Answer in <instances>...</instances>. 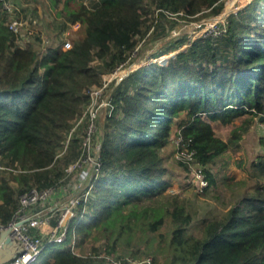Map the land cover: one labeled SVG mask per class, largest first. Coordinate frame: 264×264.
Returning <instances> with one entry per match:
<instances>
[{
  "label": "trees",
  "instance_id": "1",
  "mask_svg": "<svg viewBox=\"0 0 264 264\" xmlns=\"http://www.w3.org/2000/svg\"><path fill=\"white\" fill-rule=\"evenodd\" d=\"M63 1L62 13L79 22L80 34L69 39L67 49L61 48L62 41L53 45L54 37L44 51L39 33L24 35L21 25L16 31L8 27L0 1V163L7 166L0 169L2 224L10 220L21 191L58 182L62 175L54 163L58 144L88 102L89 91L100 84V73L112 70L134 48L135 35L151 20L150 4L187 15L202 12L186 15L200 19L218 14L224 3L72 0L76 5L69 6V0ZM57 2L49 0L51 5ZM31 11L37 13L35 7ZM183 41L178 37L175 45ZM169 50L166 45L154 55ZM112 82L107 92L112 109L100 124L101 165L90 177L95 191L78 203L71 218L80 241L93 227L98 229L96 237L107 240L83 255L65 245L70 231L65 242L45 245L41 253L47 246H58L50 248L39 264H106L98 257L102 250L146 256L150 253L140 251L139 245L147 237L152 242L156 235L151 262L142 264H154L161 253L162 264H264V186L252 185L237 205L228 204L217 216L203 220L200 234L193 235L187 228L192 220L187 196L166 191L170 181L164 177L161 154L174 143L172 138H179L176 149L194 150L207 190L215 184L208 165L226 151L229 141L217 136L201 114L222 123L243 116L231 129V140L236 141L249 125L262 121L264 0H251L231 12L225 31L197 37L164 61ZM260 141L264 147V137ZM253 166L257 174L264 171V160L260 157ZM164 225L167 234L159 231ZM130 242L135 243L132 250L126 248Z\"/></svg>",
  "mask_w": 264,
  "mask_h": 264
},
{
  "label": "rangeland",
  "instance_id": "2",
  "mask_svg": "<svg viewBox=\"0 0 264 264\" xmlns=\"http://www.w3.org/2000/svg\"><path fill=\"white\" fill-rule=\"evenodd\" d=\"M223 1V7L218 14H206L200 18L202 19L201 21H204V23L201 25V28H193L194 30H198L196 34L190 32L191 24L189 25V30H186V28L183 30L184 27H182L181 23L174 25L173 21L169 22L171 19L165 20V18L162 17H154L153 9L156 6L155 4H150L148 16L151 20L147 25L142 27L139 40L134 48V50L137 49L136 54L133 56V60L136 63L132 66L130 72L141 66L148 68L152 62H159L154 58V54L166 45L170 48V50L167 51L165 55L160 56L159 59H162L165 56L167 58L171 54L185 48L193 40H195L196 38L194 37L201 32H211L215 36L219 34L220 31H225L227 27L226 17L231 12L244 7L251 0H245L243 3L241 2L244 0ZM63 4V0H58L56 5H51L49 0H17V2L14 1L13 3L15 6L13 13L22 22L20 30H23L22 32L24 35L32 32L39 33L43 43L42 51H44L46 45L51 42L54 37L55 38L53 39L52 44L57 45L62 41L61 48L63 49V44L66 40L80 34L78 31L79 22H71V20L66 18L62 13ZM68 5L75 6L76 4H74L72 0H69ZM32 7L36 8L37 13L31 11ZM203 11L206 13L208 9H204ZM200 13L202 14V12ZM153 18L156 20L154 25H152L154 22ZM184 32L185 34L188 33V35L186 34L188 38L181 44L175 45L178 37L175 38L174 36L177 34H184ZM131 53L132 51L127 53V56ZM166 58L161 61H164ZM93 63H96V60H94ZM110 85L103 95L107 98V103L109 101L107 92ZM111 109L112 107L109 103L108 105L100 108L97 130L98 139L100 138V134L102 132L100 124L103 118L110 113ZM201 116L205 120L210 121L217 136L229 141L226 151L217 155L208 165L209 172L215 178V184L209 186L207 190H205L201 184L199 186L196 185L197 180L193 176L195 172L193 168H196V165L191 162L192 159L188 161L177 157L175 141L177 142L179 138H172L174 143L167 144L161 151L166 171L164 177L170 181V184L166 187V191L179 192L181 197L187 196L185 202L187 204V208L192 214V220L187 228L188 232L193 235L200 234L203 228V220L217 216L221 211L227 208L228 204L237 205L238 203L236 201L241 197L242 193L248 189L250 190L252 185L255 186L256 184H260V186H264V171L257 174L256 169L253 166V163L256 162V160H260V157L264 160V147L260 141V138L264 137V118L260 122H253L249 125L247 130L241 133V137L236 141L231 140V129L233 126L242 122L243 116L234 118L232 121L227 123L211 121L205 113H202ZM175 128L176 127L174 125L173 130ZM72 148L66 154L67 156L65 157L64 162L75 156ZM178 160L183 161L186 165L184 166L178 162ZM86 179L87 178H83L81 180L83 183H81L79 187H76L75 190L69 191L67 193L68 197L77 192V190H82L87 183ZM63 182H65V179L62 175L60 183L64 185V188L66 187V190H68L69 188H67V185ZM94 191L95 187L92 185L88 198L92 196ZM89 231L90 235L83 241L74 237V239H76L75 246L73 247V251L75 253L87 255L91 252V248L93 246L101 247L107 240L104 236L96 237V233L98 231L96 227L91 228ZM159 231L167 234L168 228L164 225L161 226ZM112 237L113 234H111L110 238ZM157 238L158 236L156 235V239L152 242L148 237L145 240H142L139 245L140 251H148L150 254L146 256L151 257V254H153L152 250L158 243ZM70 244L71 240L65 243V245L69 247ZM57 246L58 245L47 246L35 264L40 263L42 257L49 251L50 248H56ZM134 246L135 243L130 242L126 245V248L128 250H132L135 248ZM120 252L121 250L117 249L112 253H108L103 250L100 253L104 256L120 255L122 257H145V254L137 255L126 253L125 255H121ZM162 256V253L158 255L154 264H162Z\"/></svg>",
  "mask_w": 264,
  "mask_h": 264
},
{
  "label": "built area",
  "instance_id": "3",
  "mask_svg": "<svg viewBox=\"0 0 264 264\" xmlns=\"http://www.w3.org/2000/svg\"><path fill=\"white\" fill-rule=\"evenodd\" d=\"M0 1H2V8L8 14V27L14 31L19 30L18 28L22 22L13 13V3L9 0ZM161 11H163V14H160ZM198 14L187 15L182 11L173 12L158 7L153 9L154 17H162L165 20L171 19L169 22L173 21L174 25L181 23L182 27H184L183 30L185 28L189 30V25L191 24L190 32H193V34L198 32V30L193 28H201L204 21H201L202 19L187 18L186 15L195 17ZM155 21L152 25L155 24ZM184 34H177L174 37L183 36L185 40L188 38V33H186L187 35ZM204 34L213 35L211 32H201L194 38ZM139 37L140 34L135 35L137 41ZM70 45V41L66 40L63 44V49L69 48ZM134 48L131 50L132 53L124 60H121L112 70L100 73V84L95 85L89 91L88 102L82 107L81 112L71 120V127L57 146L55 153L56 162L54 163L61 170V174L65 179L63 183L69 189L66 190V187L64 188V185L60 183L62 175L54 185L43 188L31 186L24 189L17 195L18 204L10 220L6 224L0 223V232L5 231L7 236L17 243L16 254L4 264H30L37 259L46 244L65 242L70 231H72V235L66 242L71 240L70 247L73 250L76 239H74L75 225L71 226V218L76 214L78 203L81 200L86 201L88 199V194L93 185L90 177L99 172L101 165V139H98L97 136L98 116L100 108L109 103V101L108 103L106 102L107 98L103 95L112 81L121 80L136 63L133 60V56L136 54L137 49L134 50ZM161 55L154 58L157 61H161L162 59H159ZM73 142L75 145H73ZM71 148L74 150L75 156L64 162L66 154ZM176 152L177 157L181 159L188 161L192 159L191 162L196 165V168H193L195 170L193 176L197 180L194 179L196 185L199 186L201 184L205 188L207 180L203 167L200 166L193 156L194 150L184 148L177 149ZM6 168L7 166L0 163V169ZM83 178H87V183L84 181L86 183L85 187L68 197L67 193L79 187L83 183L81 181ZM98 257L105 259L106 264H142L143 262H151V257L148 256L142 258L135 256L122 257L120 255L104 256L99 253Z\"/></svg>",
  "mask_w": 264,
  "mask_h": 264
},
{
  "label": "water",
  "instance_id": "4",
  "mask_svg": "<svg viewBox=\"0 0 264 264\" xmlns=\"http://www.w3.org/2000/svg\"><path fill=\"white\" fill-rule=\"evenodd\" d=\"M245 2L242 1L241 3ZM264 118V113L259 116V120ZM14 243V249L12 253H7L6 251L0 253V264H4L7 260L11 259L17 252V243L13 241L9 236H7L6 232H0V248L4 249L9 245Z\"/></svg>",
  "mask_w": 264,
  "mask_h": 264
},
{
  "label": "crops",
  "instance_id": "5",
  "mask_svg": "<svg viewBox=\"0 0 264 264\" xmlns=\"http://www.w3.org/2000/svg\"><path fill=\"white\" fill-rule=\"evenodd\" d=\"M17 1V0H16ZM12 2L14 3V0H12ZM14 249V243L12 245L7 246L6 248L2 249L0 248V253L6 251L7 253H12ZM2 264V263H1Z\"/></svg>",
  "mask_w": 264,
  "mask_h": 264
}]
</instances>
